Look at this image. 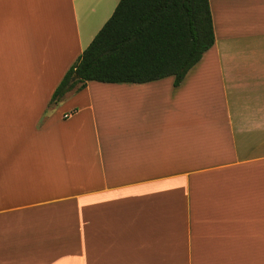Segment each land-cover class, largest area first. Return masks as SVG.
<instances>
[{
	"label": "crops",
	"instance_id": "1",
	"mask_svg": "<svg viewBox=\"0 0 264 264\" xmlns=\"http://www.w3.org/2000/svg\"><path fill=\"white\" fill-rule=\"evenodd\" d=\"M208 1L178 85L49 107L118 0H0V264H264V0Z\"/></svg>",
	"mask_w": 264,
	"mask_h": 264
},
{
	"label": "trees",
	"instance_id": "2",
	"mask_svg": "<svg viewBox=\"0 0 264 264\" xmlns=\"http://www.w3.org/2000/svg\"><path fill=\"white\" fill-rule=\"evenodd\" d=\"M214 43L208 0H118L54 88L48 106L87 81L178 85Z\"/></svg>",
	"mask_w": 264,
	"mask_h": 264
},
{
	"label": "rangeland",
	"instance_id": "3",
	"mask_svg": "<svg viewBox=\"0 0 264 264\" xmlns=\"http://www.w3.org/2000/svg\"><path fill=\"white\" fill-rule=\"evenodd\" d=\"M216 1H218V0H216ZM87 42V43H86ZM89 43V41H86L85 39H84V45L85 46H87V44ZM79 56V55H78ZM78 56H77V58H78ZM76 60V59H75ZM206 98H208V96L206 97ZM55 106V104H53V107ZM52 107V106H51Z\"/></svg>",
	"mask_w": 264,
	"mask_h": 264
}]
</instances>
